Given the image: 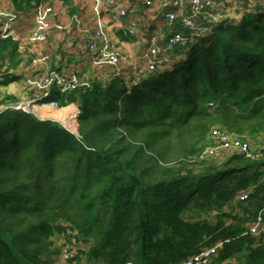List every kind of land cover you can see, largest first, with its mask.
<instances>
[{"label":"trees","instance_id":"obj_1","mask_svg":"<svg viewBox=\"0 0 264 264\" xmlns=\"http://www.w3.org/2000/svg\"><path fill=\"white\" fill-rule=\"evenodd\" d=\"M211 25L137 85L52 86L43 101L71 130L0 113V264H56L72 239L75 264H181L220 241L215 263L264 264V237L244 234L264 206V154L197 159L215 126L264 136V5ZM0 61H22L11 37Z\"/></svg>","mask_w":264,"mask_h":264},{"label":"built area","instance_id":"obj_2","mask_svg":"<svg viewBox=\"0 0 264 264\" xmlns=\"http://www.w3.org/2000/svg\"><path fill=\"white\" fill-rule=\"evenodd\" d=\"M95 1L96 5L94 11L97 15L95 24L90 26L79 25V30L88 41V49L94 63L97 65H110L113 69L111 79L124 77L127 81L129 80L132 85L139 84L147 73L167 65L170 61L171 53L178 46H185L189 41H193L195 37L207 35L211 30V24H213V22H211L210 25L202 27L198 23L200 17L209 14L210 11L215 9L214 7L219 8L220 4L224 2H217L216 0H171L173 9L164 11L165 19L171 23L177 22L183 28L187 29L189 34L181 32L171 34L162 46L154 42L140 57V60L144 61V64L142 67H139L136 61L122 55L118 49L113 47L111 37L107 30V22L103 20L101 15L102 5L100 0ZM255 1L256 0H248L247 4L249 5V2L254 3ZM34 2L35 27L31 33L25 36L17 32V14L15 12L0 9V18L4 19L1 29L2 38L11 37L18 43L19 50L23 54L27 50L31 51L28 45L45 42L51 31L69 28V25L50 20L54 8L49 0H34ZM234 2L239 5L243 3L244 0H234ZM146 3L151 5L152 1L147 0ZM128 16V9L124 6H118L107 12L109 24L121 27L124 26L127 35L135 36L139 28V22L136 20L126 22ZM226 18L227 16L223 19ZM74 21L78 22L76 18ZM46 59L47 57L35 58L34 62H46ZM124 64L131 67L130 71L129 69L126 70ZM25 81L29 89L35 91L36 95L16 102L0 103V113L13 109L39 117L40 113H38L36 106H57L55 102L43 101L52 86H57L62 92H66L77 87H89L91 84V82H83L77 71H67L59 68H39L35 73L26 76ZM210 138L212 142L200 153L197 157L198 160L223 161V159L226 160L228 157L235 154H241L251 159H258L263 157L264 154V138H262L261 143L255 148H253L246 139L244 140L242 137L222 128L213 129ZM252 192L253 188L239 191L234 201L236 202L237 199L238 205L239 202L248 200ZM246 225L247 230L244 234L264 237V206L260 210L256 220L248 222ZM73 241L74 239H72L71 243L68 242L62 246L61 254L58 256L56 264H75V261L72 260L77 253V248L74 246ZM223 243V241H220L212 246L204 247L200 252L185 259L181 264H217L214 262V259L223 246Z\"/></svg>","mask_w":264,"mask_h":264},{"label":"crops","instance_id":"obj_3","mask_svg":"<svg viewBox=\"0 0 264 264\" xmlns=\"http://www.w3.org/2000/svg\"><path fill=\"white\" fill-rule=\"evenodd\" d=\"M19 7L16 8L13 0H0V9L15 12L17 14L16 29L21 35H28L35 27L34 0H16ZM147 0H100L102 5V17L107 22V30L112 40V45L118 49L122 55L137 62L142 67L144 61L140 57L155 42L162 46L171 34L187 29L183 28L177 22L171 23L164 17V11L173 9L171 0H151L148 5ZM224 1L228 4L229 0ZM54 10L50 20L54 22L69 25L68 29L53 30L49 33L45 42H38L28 45L31 51L22 53L21 63L15 67L7 69L3 66L0 69V103L16 102L27 97H34L35 91L29 89L26 84V76L31 75L37 69L75 70L83 82L109 81L112 75V67L108 64L97 65L94 63L88 49V41L79 30V25L90 26L95 24L97 17L94 7L95 0H49ZM230 3V2H229ZM229 5V4H228ZM245 5V6H244ZM256 5H264V0H256L252 5L253 9L248 8V4L243 2L237 7H231L229 12L231 17L237 16L239 20L243 12L248 8L253 11ZM118 6H124L128 9L129 16L126 22L136 20L139 22V28L135 36L125 33L124 26L111 25L107 19V12ZM246 7V8H245ZM228 17V15L226 14ZM75 18L78 20L74 21ZM4 19L0 18V37ZM47 57L46 62H34L35 58ZM5 63L8 64L6 60ZM2 62L0 61V65ZM126 70L130 66L125 65ZM39 118L46 119L47 115H52L50 109H42L36 106ZM57 114L62 117L64 111ZM79 112V111H78ZM61 245L63 237L56 238ZM233 261H237L234 259Z\"/></svg>","mask_w":264,"mask_h":264},{"label":"rangeland","instance_id":"obj_4","mask_svg":"<svg viewBox=\"0 0 264 264\" xmlns=\"http://www.w3.org/2000/svg\"><path fill=\"white\" fill-rule=\"evenodd\" d=\"M250 1V0H249ZM230 2V3H229ZM229 2H228V4H226L225 2H223L222 4H220V6H219V8L218 7H214L215 9L214 10H212V11H210V13L209 14H206V15H202L201 17H200V19H199V21H198V23H199V25H201L202 27L203 26H206V25H210L211 24V22H213V23H216L217 21L219 22V21H221L224 17H226V14L228 15V17L227 18H230V19H237L236 17L237 16H233V17H231L229 14V12H227L232 6L233 7H237V4H236V2H234V0H229ZM254 3H252V2H249V6H248V8H250V9H253V7H252V5H253ZM239 19H240V17H239ZM178 32H180V31H178ZM181 33H183V32H181ZM184 54H180V55H173V58H174V60L176 61V60H181L182 58H184ZM174 61V62H175ZM170 64H173V62H171ZM162 69V68H161ZM51 108V110H53V112H58L60 109H62V108H60V107H58V106H54V107H50ZM77 108V107H76ZM52 112V113H53ZM43 117H47L46 119H52V120H56V121H59V122H61L63 125H65L66 127H67V125L61 120V119H59V117H57V116H55V114H52V115H47V116H43ZM68 128V127H67ZM215 128H219V126H215L213 129H215ZM68 129H70V128H68ZM78 129V128H77ZM213 129H212V131H213ZM71 130V129H70ZM74 132H76V131H74ZM77 133V132H76ZM211 135V134H210ZM209 138H210V136H209ZM262 138H264V136H261V137H259V139H255L254 137H251V136H243L242 137V139H246L247 141H249L250 142V144H251V146L253 147V148H255L257 145H259L260 143H261V140H262ZM212 142V139L210 138L209 139V142H208V144L207 145H209L210 143ZM206 145V146H207ZM217 161V160H216ZM219 161H222V160H219ZM223 161H224V159H223ZM235 207V210H236V212L235 213H240V209H239V205H237V199H236V202L234 201L233 203H232V205L231 206H228V207H226V211H231L233 208ZM63 243V242H62Z\"/></svg>","mask_w":264,"mask_h":264}]
</instances>
